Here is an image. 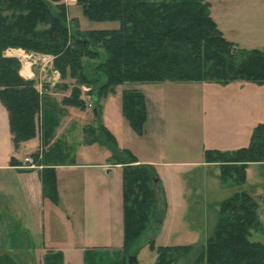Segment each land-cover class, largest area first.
I'll return each mask as SVG.
<instances>
[{
  "label": "trees",
  "instance_id": "16d2710c",
  "mask_svg": "<svg viewBox=\"0 0 264 264\" xmlns=\"http://www.w3.org/2000/svg\"><path fill=\"white\" fill-rule=\"evenodd\" d=\"M84 14L95 21H118L116 29H91L71 32L64 7L53 13L49 0H0V100L6 107L14 147L36 136L38 116L45 106L36 80L20 74L21 60L6 54L20 48L55 58L60 72L70 69L79 84L97 87L93 109L97 110L92 137L87 142L109 144L115 163L123 167V244L118 256H136L130 250L143 236L148 225L164 219L167 207L164 188L155 168L136 164L137 157L121 149L114 134L101 120L97 103L116 86L127 82L211 81L228 83L238 79L264 84V50L240 48L226 39L210 14L206 0H77ZM99 43L104 57L92 44ZM82 54L97 58L91 76L79 63ZM103 75L104 80L99 76ZM64 103L84 107L79 90L73 88ZM121 111L139 135L147 119L145 95L137 89H123ZM45 115L42 114V117ZM47 119L42 121L43 139L49 135ZM206 162L219 165L222 183H243L251 162H264V121L252 131L247 146L234 150L208 148ZM12 161H14L12 159ZM64 162V161H63ZM44 159L40 178L45 197L59 200L55 164ZM130 165V168L127 166ZM163 208L155 210L157 197ZM157 214V215H156ZM258 201L245 190L237 189L220 202L216 224L200 249L194 245L156 246L154 264H176L177 260L198 250L194 264H264V244L249 239L258 229ZM86 250L84 264L87 262ZM130 252V254L128 253ZM127 256V257H126ZM45 264H64L61 252L50 253ZM133 264V263H132Z\"/></svg>",
  "mask_w": 264,
  "mask_h": 264
},
{
  "label": "crops",
  "instance_id": "0c3cea01",
  "mask_svg": "<svg viewBox=\"0 0 264 264\" xmlns=\"http://www.w3.org/2000/svg\"><path fill=\"white\" fill-rule=\"evenodd\" d=\"M208 1L210 14L226 39L240 48L264 50V0ZM89 69L91 76L92 67ZM20 72L25 78L37 79L36 86L44 97L50 93L47 85H55L60 77L55 74L45 76L50 81L48 84L38 82L32 66L22 68ZM127 83L118 86L121 90L128 89ZM134 83L136 86L131 89L145 95L147 119L144 132L137 134L121 110L113 119L104 116L101 108V120L114 134L119 147L130 150L137 157L136 164H150L155 168L166 200L171 196L184 199L192 196L191 192L197 193L193 186L188 188L187 183H181L192 172L201 173V178L207 179L210 169L214 168L213 179L216 181L218 177L222 186L228 185L219 178L218 163L205 161L204 151L208 148L234 150L249 144L235 145L243 140L247 142L255 126L264 121V84L244 79L224 84L171 80ZM43 84L45 88H42ZM209 102H213L212 113L219 112L222 119L221 124H213L214 128L224 132L220 139L222 147L214 144V135H207ZM77 108L65 105L62 110H56L60 111L58 115L77 117L76 128L81 130L85 123L81 121V115L76 114ZM39 123L40 116L36 136L22 142L16 150L8 111L0 100V258H9L14 263L35 264L43 262L50 253L61 252L66 264V256L72 254L65 247L67 240L71 245L80 242L107 246L118 245L120 241L123 243V195L122 210L119 200L118 210L114 212L113 192L107 178L112 169L105 166L102 172L97 163L91 161L97 151L96 141L87 142L82 140L81 132L76 133L89 161L70 159L55 164L57 203L43 195L42 166H21L25 155L44 146ZM28 147L31 152H26ZM77 168H80L78 174L74 171ZM63 170L70 171L68 179H64Z\"/></svg>",
  "mask_w": 264,
  "mask_h": 264
},
{
  "label": "rangeland",
  "instance_id": "374dc122",
  "mask_svg": "<svg viewBox=\"0 0 264 264\" xmlns=\"http://www.w3.org/2000/svg\"><path fill=\"white\" fill-rule=\"evenodd\" d=\"M49 1L52 5L53 13H57L58 10H62L64 7L66 24L71 32H76L77 30L83 33L91 29H116L119 27L118 21L90 20L84 14L83 8L78 4L77 0ZM206 1L209 2L208 0ZM92 46L101 53L100 60H102L104 53L101 44L93 43ZM6 53L20 58V70L24 67L28 68V66H32L38 77V82L42 81L43 83L49 84L50 81L45 76H52L54 74L60 76L55 85H47V90L50 93L47 97H43L46 107L42 108L41 114L39 115V125L42 124L43 120L47 119L46 126L49 128V135L45 138L47 142L43 139V147L34 152H31L30 147H28L26 148V152H31V154L36 157H38L41 152V157H38V163H42L44 159H47L50 163L59 162V160L63 162L70 159H73L76 162L87 161V156H85V153L83 152V144L81 143L80 138L76 137L75 134L81 132V135L83 136L82 140H88L92 137L93 126L98 125L99 120L98 122L95 121V115L93 113V107L95 104L93 94L97 92V87H93L94 85L79 84L75 76L72 75L70 69H67L65 72H60L55 68V57L52 54H45L31 50L26 51L20 48H9L6 50ZM97 61V58L86 54H82L79 57V63L83 65L84 71L88 75L89 68L95 65ZM99 78L102 81L104 80L103 75H100ZM125 86H127L128 89H131V87L136 85L135 83L128 82ZM45 87V84H43L42 88ZM73 88L79 90L80 98L84 101V107H78L77 109L79 111L76 110V114L81 115L80 119L85 123L81 130L76 128L77 124H75V118L77 117L72 116V118H67L64 115H58V112H60L59 110H62L61 108H64L65 105L70 106L65 104L63 99L71 94ZM57 90L60 92L56 93ZM66 92L67 95H64ZM121 98V87L116 86L113 91L108 92L101 98L97 103V106L100 109L102 108L104 116L114 119L115 116H117V112L121 110ZM213 102L217 108L216 101L214 100ZM213 102L207 104V135H214V137H212L215 141L214 144L222 147L223 142L220 141V139L223 138L224 132L213 126V124H221L222 119L220 120L221 117L219 112L212 113L213 110L211 109V106L213 105ZM209 109L211 111H209ZM42 114L45 115V118L44 116L42 117ZM70 136L74 137H71L70 139ZM250 137L251 133L247 138V142L243 140L235 145H243L244 143L247 145V143L250 142ZM46 146L47 149L45 150ZM95 149L97 151H95L94 158H92L94 160L91 161L96 162L97 166H99L98 169L102 172H104L105 166L112 169L107 177L109 180H107L109 181L110 188L113 192L114 212L118 210L119 200L121 201L120 209L122 210L123 167L115 163V157L113 156L114 153L109 144L98 141ZM79 169H74V171L78 174ZM92 169L93 171L95 170L94 168ZM62 172L65 174L64 179H68L70 171L63 170ZM213 172L214 168H211L207 179H202V174H197V172H192L183 178L181 181L182 185L187 183L189 186L188 188L193 186L196 188L197 193L191 192L192 196L184 199L171 196L169 200H166L167 207L164 211V219L162 220V223L159 225L157 220H152L143 236L130 250L134 253L135 248L138 247L136 255L137 261L133 259V264H154L157 257V251L147 244L148 239L152 237L155 241V247L192 244L195 249L199 247L201 249V247L205 245L207 236L216 224L219 215L220 202L228 198L237 189L247 191L258 201V220L260 222V227L256 230H251L249 239L264 244V162L249 163L246 168L245 181L240 184L230 182L228 185L222 186L218 181V177L216 181L213 179ZM163 203L162 196L159 194L155 210H158V212L162 210ZM84 215L85 214H83V216ZM91 218L92 215H90L89 219ZM62 231L67 232L66 229H63ZM79 240L81 241L82 239H75L74 241ZM67 241L65 242V247L70 249L72 254L66 256V264H84L86 250H89L87 253L88 260L86 264H124L127 261L125 256L121 255V257H117L119 254L118 251L123 244L121 241L118 245L114 243V246L84 245L82 242L77 245H71L67 243ZM85 241H88V239H85ZM128 253L130 254V252ZM198 254V250H192L187 255L180 257L176 264H194ZM8 259L6 257L0 258V264H21L14 263V261ZM45 260L46 259L39 263L35 262V264H45Z\"/></svg>",
  "mask_w": 264,
  "mask_h": 264
},
{
  "label": "built area",
  "instance_id": "2783aa9c",
  "mask_svg": "<svg viewBox=\"0 0 264 264\" xmlns=\"http://www.w3.org/2000/svg\"><path fill=\"white\" fill-rule=\"evenodd\" d=\"M38 157H41V152L39 153ZM38 157L34 156L33 154H28L23 158V162L21 163V166H39L38 163Z\"/></svg>",
  "mask_w": 264,
  "mask_h": 264
},
{
  "label": "water",
  "instance_id": "95a60500",
  "mask_svg": "<svg viewBox=\"0 0 264 264\" xmlns=\"http://www.w3.org/2000/svg\"><path fill=\"white\" fill-rule=\"evenodd\" d=\"M93 112H94V115L97 114V110H96V109H94ZM127 168H130V165H128ZM133 259L136 260V256H132V257L129 258V263H130V264L133 263ZM136 261H137V260H136Z\"/></svg>",
  "mask_w": 264,
  "mask_h": 264
}]
</instances>
